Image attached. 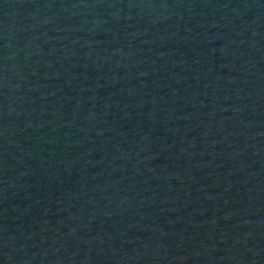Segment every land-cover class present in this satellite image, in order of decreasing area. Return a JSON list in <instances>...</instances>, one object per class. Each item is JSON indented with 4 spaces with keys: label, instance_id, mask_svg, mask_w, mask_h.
<instances>
[{
    "label": "water",
    "instance_id": "1",
    "mask_svg": "<svg viewBox=\"0 0 264 264\" xmlns=\"http://www.w3.org/2000/svg\"><path fill=\"white\" fill-rule=\"evenodd\" d=\"M0 264H264V0H0Z\"/></svg>",
    "mask_w": 264,
    "mask_h": 264
}]
</instances>
